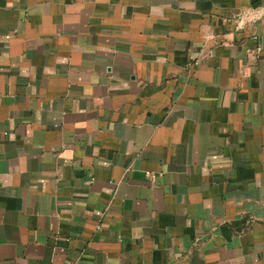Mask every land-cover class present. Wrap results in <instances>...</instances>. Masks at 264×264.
Listing matches in <instances>:
<instances>
[{
	"label": "crops",
	"instance_id": "0c3cea01",
	"mask_svg": "<svg viewBox=\"0 0 264 264\" xmlns=\"http://www.w3.org/2000/svg\"><path fill=\"white\" fill-rule=\"evenodd\" d=\"M262 2L0 0V264H264Z\"/></svg>",
	"mask_w": 264,
	"mask_h": 264
},
{
	"label": "built area",
	"instance_id": "2783aa9c",
	"mask_svg": "<svg viewBox=\"0 0 264 264\" xmlns=\"http://www.w3.org/2000/svg\"><path fill=\"white\" fill-rule=\"evenodd\" d=\"M262 14H264V0L261 3V5L257 7V9L246 10V11L238 13L235 17L237 19L236 28L237 29L242 28L245 20L250 19L253 16H260ZM147 175L150 178L154 177L153 174H147Z\"/></svg>",
	"mask_w": 264,
	"mask_h": 264
}]
</instances>
